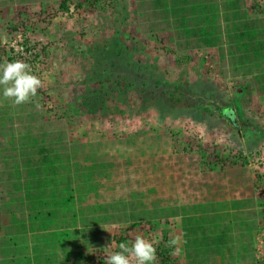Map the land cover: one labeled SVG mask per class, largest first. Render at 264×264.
<instances>
[{
  "label": "rangeland",
  "instance_id": "rangeland-1",
  "mask_svg": "<svg viewBox=\"0 0 264 264\" xmlns=\"http://www.w3.org/2000/svg\"><path fill=\"white\" fill-rule=\"evenodd\" d=\"M251 1L257 5L249 15L264 16V0ZM150 21L136 0H0V64L28 63L43 83L32 102L19 106L3 98L0 86V264L25 244V252L41 250L51 259L43 264H71L77 249L82 264H105L138 235L156 248L154 264H264V205L255 207L259 223L249 254L232 261L209 254L202 233L197 241L205 250L185 256L178 215L112 217L91 226L77 216L80 202L115 200L122 185L151 187L144 204L157 195L160 206L191 201L195 189L177 176L194 157L216 167L235 158L264 202V93L252 73L215 47L193 46L191 35L148 30ZM90 152L96 162L118 165L110 167L100 195L80 201L77 191L64 190L72 194L64 214L30 219L25 181L42 167L40 156L67 155L86 164L93 162ZM160 173L170 174L173 187L168 177L159 187ZM168 248L163 259L159 250Z\"/></svg>",
  "mask_w": 264,
  "mask_h": 264
},
{
  "label": "trees",
  "instance_id": "trees-1",
  "mask_svg": "<svg viewBox=\"0 0 264 264\" xmlns=\"http://www.w3.org/2000/svg\"><path fill=\"white\" fill-rule=\"evenodd\" d=\"M255 5L256 1L247 4V0H140L136 7L137 11L139 9L147 17L154 19L147 22L148 30L167 28L178 34L197 38L193 46L215 47L220 56L223 52L227 53L234 67H247L246 71L252 73L257 91L264 93V16L249 15V9ZM230 121L237 126L240 124L233 119ZM89 156L93 162L86 164L79 160L71 162L67 155L40 156L38 160L42 167L31 169V177L25 181L28 185L27 215L30 219L41 216L46 220L58 212L64 214V208H70L65 206L69 205L72 198L71 192L64 190L77 191L80 201L89 195H100V189L104 188L98 187L104 186L105 179L111 175L110 167L118 165L112 160L96 162V152ZM188 161V167L177 178L185 177L188 186L195 189L190 190L191 201H173L172 204L160 206L161 203L158 202L163 198L157 195L152 204H144L141 198L146 195L145 192L151 191V187L142 190L140 186L133 188L131 185H122L121 192L118 193L120 195L115 200L94 199L84 206L81 202L78 204L76 212L79 218H84L82 226L105 222L112 217L140 219L153 215H178L185 256L195 257L196 255L190 253L191 249L204 251V248L209 250V254L217 255L224 261H232L237 255H248L253 231L259 223L255 207L264 205L254 192L255 182L250 177H243L242 168H237L233 163L235 158L228 161L226 167L224 164L216 167L213 160L199 161L195 157ZM116 171L117 168L114 173ZM158 176L161 178V173ZM165 177H168V185L173 187V179H170L168 173L160 179L159 187ZM177 181L176 184L181 186L180 179ZM237 185L241 187H236ZM124 187L126 191L122 192ZM44 192L48 194L45 195ZM173 195L174 191L169 190L166 197L173 200ZM73 214L75 213L72 216ZM19 227L22 232L26 229L22 222ZM29 228L32 229L31 222ZM41 228L38 225L36 229ZM47 230L44 233L58 231V228L48 232ZM199 233L204 235L203 249L197 241ZM36 245L37 243H33V248ZM24 249L26 244L24 248H16L11 258H3L1 264H43L51 261L48 256L41 254V250H33L31 255ZM7 253L8 249L3 251V255ZM168 253L169 248L159 250L163 259L168 258ZM75 256L71 264H82L84 259L79 249L75 251Z\"/></svg>",
  "mask_w": 264,
  "mask_h": 264
},
{
  "label": "clouds",
  "instance_id": "clouds-1",
  "mask_svg": "<svg viewBox=\"0 0 264 264\" xmlns=\"http://www.w3.org/2000/svg\"><path fill=\"white\" fill-rule=\"evenodd\" d=\"M0 86H2L3 98L19 106L32 102L38 90L43 87V83L33 74L28 63L17 60L0 64ZM36 106L40 107L39 104ZM176 243V239L170 241V245ZM119 249L106 256L105 264H154L156 260V248L139 235L134 238L130 246L121 243Z\"/></svg>",
  "mask_w": 264,
  "mask_h": 264
},
{
  "label": "crops",
  "instance_id": "crops-1",
  "mask_svg": "<svg viewBox=\"0 0 264 264\" xmlns=\"http://www.w3.org/2000/svg\"><path fill=\"white\" fill-rule=\"evenodd\" d=\"M140 0H136V5L138 4V2H139ZM191 2H192V0H191ZM145 15V14H144Z\"/></svg>",
  "mask_w": 264,
  "mask_h": 264
}]
</instances>
